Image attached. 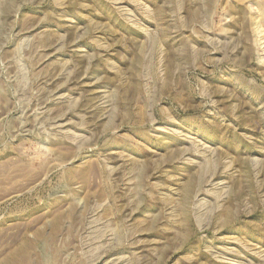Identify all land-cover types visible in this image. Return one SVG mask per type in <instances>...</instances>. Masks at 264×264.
<instances>
[{
    "label": "rangeland",
    "instance_id": "rangeland-1",
    "mask_svg": "<svg viewBox=\"0 0 264 264\" xmlns=\"http://www.w3.org/2000/svg\"><path fill=\"white\" fill-rule=\"evenodd\" d=\"M0 264H264V0H0Z\"/></svg>",
    "mask_w": 264,
    "mask_h": 264
}]
</instances>
